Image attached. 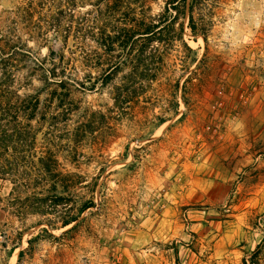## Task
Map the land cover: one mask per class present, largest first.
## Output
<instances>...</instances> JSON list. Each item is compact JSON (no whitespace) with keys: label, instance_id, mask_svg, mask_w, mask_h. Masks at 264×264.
Returning <instances> with one entry per match:
<instances>
[{"label":"rangeland","instance_id":"374dc122","mask_svg":"<svg viewBox=\"0 0 264 264\" xmlns=\"http://www.w3.org/2000/svg\"><path fill=\"white\" fill-rule=\"evenodd\" d=\"M165 5L0 0V89L10 76L15 92L0 111V166L17 177L22 156L53 151L82 181L76 204L94 200L66 227L59 216L76 205L22 215L0 169V264H244L263 243L264 0H208L196 33L187 10L191 49L172 33L140 91L122 95L130 66L103 83L115 31ZM18 94L43 104L24 111Z\"/></svg>","mask_w":264,"mask_h":264},{"label":"trees","instance_id":"16d2710c","mask_svg":"<svg viewBox=\"0 0 264 264\" xmlns=\"http://www.w3.org/2000/svg\"><path fill=\"white\" fill-rule=\"evenodd\" d=\"M166 5L162 13L157 15H150L146 17V11L144 12V18L134 19L132 27H122L115 31V38L117 40V51L118 53L113 55L116 58L115 62H111V68L105 73L103 77V83L112 77L111 72L116 71L126 66H130L131 72L123 76V82L121 85L116 86L117 90H125L124 94L128 95L131 90L140 91L143 87L145 79L151 76L152 68L150 63L148 64L147 59L149 57H156L155 51L159 50L158 44H168L173 39L170 35L176 33L174 37L179 36V39L191 49L185 40L183 39V26L180 19L186 16L187 10L189 11V26L193 33L197 32V26H209V22L202 14V10L207 9L208 0H165ZM199 11L200 17H196V13ZM134 26V27H133ZM176 26H180L177 31ZM178 33V34H177ZM205 33V32H204ZM109 35V34H108ZM110 37V36H109ZM206 40V34H203ZM115 45L112 48L106 47L111 52L114 51ZM151 48V50H148ZM153 52V54H152ZM10 76H6L7 83L4 84L7 88L0 89V111L5 114L13 108L12 96L15 92L9 87L11 81ZM55 80L50 78L45 79V83L52 84L56 83ZM71 86L76 90L79 86L82 87L75 79L71 80ZM58 83V82H57ZM125 89H124V88ZM19 109L26 111L27 109H34L35 106L39 107L42 103L39 95L33 96L26 94L21 97L18 94ZM30 115V114H29ZM33 117V114L30 116ZM2 126V125H0ZM4 128V127H3ZM26 131V126L22 129L23 134ZM4 136L2 139H8V132L2 130ZM9 164L0 166L2 174H8L12 176L14 180L15 188L19 194L12 197L11 201H17L20 203V210L22 215L27 213H48L49 211H58L59 207H66V209L74 208V211H63L59 216L61 217L62 227L69 226L74 222L78 221L83 211L94 206L93 199H87L80 204L78 202L79 196L72 192L71 188L77 183H81L73 177L71 174L64 173L59 169L60 163L53 151L43 152L36 158H30V156L24 155L20 159V172L11 174L12 172L7 171ZM24 193L25 196H22ZM65 209V210H66ZM264 248V240L257 249L251 254L249 259L250 264H263L261 262V252ZM247 261L244 264H249Z\"/></svg>","mask_w":264,"mask_h":264}]
</instances>
